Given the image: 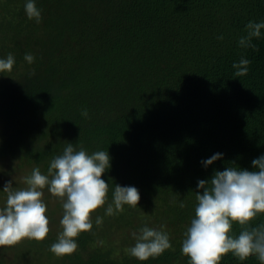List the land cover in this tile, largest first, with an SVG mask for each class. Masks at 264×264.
Returning a JSON list of instances; mask_svg holds the SVG:
<instances>
[{"label": "trees", "instance_id": "obj_1", "mask_svg": "<svg viewBox=\"0 0 264 264\" xmlns=\"http://www.w3.org/2000/svg\"><path fill=\"white\" fill-rule=\"evenodd\" d=\"M26 2L0 0V59L15 60L0 74V208L8 181L24 188L37 167L47 175L69 143L109 153V192L92 230L60 258L50 247L62 201L46 187L52 230L0 247V264H189L181 247L198 181L231 166L257 170L252 161L264 156V29L255 50L238 43L250 21L264 22V0H34L40 23L28 19ZM241 58L249 71L235 77ZM216 153L222 158L205 167ZM116 184L136 187L141 199L109 216ZM260 225L264 213L245 227ZM145 226L167 232L173 247L139 261L126 249ZM241 231L233 222L230 234ZM220 264L261 262L229 252Z\"/></svg>", "mask_w": 264, "mask_h": 264}, {"label": "clouds", "instance_id": "obj_2", "mask_svg": "<svg viewBox=\"0 0 264 264\" xmlns=\"http://www.w3.org/2000/svg\"><path fill=\"white\" fill-rule=\"evenodd\" d=\"M25 12L28 19L41 22V11L34 0H27ZM246 28L247 36L240 38L239 46L255 50L252 40L261 36L264 22L250 21ZM24 59L29 64L34 61V57L27 53ZM14 63L12 54L0 59V74L10 73ZM250 63L245 58L234 63L235 77L247 75ZM222 155L216 153L202 163L207 167ZM252 165L257 170L231 166L223 171L217 170L210 180L198 181L197 187L203 192L196 191L195 215L184 233L181 247L189 264H220L222 257L229 252L240 261L256 255L264 264V225L245 227L258 214L264 213V156L254 159ZM110 166L108 152L97 151L89 155L82 147L76 151L69 143L63 154L51 161L47 175L37 167L31 175L23 178L24 188L14 189L12 181H8L3 188L7 194L6 203L0 208V247H12L25 239L43 241L47 238L50 221L43 201V190L47 187L62 201L63 207L62 231L50 251L60 258L72 255L78 248L75 238L92 230V213L106 202L109 184L102 175ZM140 199L136 187L116 184L113 192L115 207L109 204L106 214L123 212L124 205L135 208ZM184 206L181 202L180 207ZM233 222L242 226L237 237L230 234ZM95 223L101 225L102 218L97 217ZM132 235L135 245L126 251L139 261L159 257L173 247L168 233L162 230L145 226Z\"/></svg>", "mask_w": 264, "mask_h": 264}, {"label": "rangeland", "instance_id": "obj_3", "mask_svg": "<svg viewBox=\"0 0 264 264\" xmlns=\"http://www.w3.org/2000/svg\"><path fill=\"white\" fill-rule=\"evenodd\" d=\"M15 177H16V175H13L11 178L12 179H15ZM23 185H24V183L23 182H21ZM16 184H18V183H16ZM24 186H26V185H24ZM52 229H50V231H51ZM26 240V239H25ZM23 242V241H22ZM98 244V243H97Z\"/></svg>", "mask_w": 264, "mask_h": 264}]
</instances>
